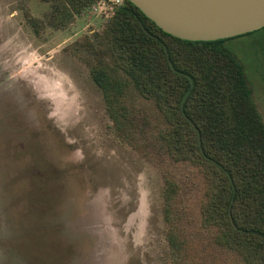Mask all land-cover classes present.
Listing matches in <instances>:
<instances>
[{"label": "rangeland", "instance_id": "374dc122", "mask_svg": "<svg viewBox=\"0 0 264 264\" xmlns=\"http://www.w3.org/2000/svg\"><path fill=\"white\" fill-rule=\"evenodd\" d=\"M123 3L92 1L64 23L58 0H0V264H260L204 226L206 180L162 147L153 100L129 85L127 118L108 115L92 70ZM259 30L227 45L247 65L264 122V69L247 64L264 52ZM166 181L179 190L171 223ZM172 228L184 251L169 245Z\"/></svg>", "mask_w": 264, "mask_h": 264}, {"label": "trees", "instance_id": "16d2710c", "mask_svg": "<svg viewBox=\"0 0 264 264\" xmlns=\"http://www.w3.org/2000/svg\"><path fill=\"white\" fill-rule=\"evenodd\" d=\"M92 1L58 0L57 18L68 22L72 11ZM256 31L213 41L183 40L124 0L99 34L101 52L92 78L117 125L129 114L122 104L129 85L156 103L167 127L162 147L174 160L194 167L208 185L204 226L215 229V239L241 257L264 264V122L247 65L236 46L227 45ZM250 54L247 64L264 69V52ZM107 55L115 64L111 72L101 65ZM178 191L175 183L165 182L168 223ZM167 240L176 253L188 245L175 228Z\"/></svg>", "mask_w": 264, "mask_h": 264}, {"label": "water", "instance_id": "95a60500", "mask_svg": "<svg viewBox=\"0 0 264 264\" xmlns=\"http://www.w3.org/2000/svg\"><path fill=\"white\" fill-rule=\"evenodd\" d=\"M160 29L189 41L226 39L264 27V0H128Z\"/></svg>", "mask_w": 264, "mask_h": 264}]
</instances>
